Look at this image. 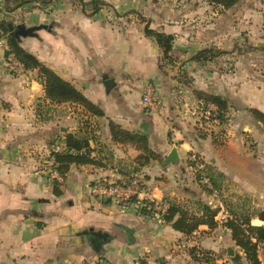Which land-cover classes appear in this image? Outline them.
Masks as SVG:
<instances>
[{"label": "crops", "instance_id": "0c3cea01", "mask_svg": "<svg viewBox=\"0 0 264 264\" xmlns=\"http://www.w3.org/2000/svg\"><path fill=\"white\" fill-rule=\"evenodd\" d=\"M8 5L6 0H0V20H6L11 26L15 22L14 16L21 11L17 8L9 12ZM57 21L63 23L60 19ZM33 35L23 36L32 39ZM71 38L72 33L69 39L57 29L52 31L50 26H42L38 39L39 59L65 79L78 87L81 85L87 96L103 105L112 119L147 134L152 148L163 161H153L135 171L134 159L139 151L133 146L114 143L109 133L108 142L112 147L106 143L108 148L103 152L92 153L96 159L101 158L102 165L74 164L61 180L51 179L40 166L41 157L28 146L44 143L57 127L62 133L73 130L66 128L64 131V126L58 125V119L33 124L37 120L36 101L45 94L36 70H26L22 75L0 70V264H101L103 261L134 264L138 259L146 264H195L187 253L176 248L180 241L191 236L198 240L200 247L213 252L221 263L232 264L228 255L232 248L241 256L239 264H251L244 250L236 244L232 230L220 222L214 228L201 224L186 236L164 217L143 213L133 201L92 195L91 186L97 179L121 182L139 175L158 199L180 203L191 212L198 210V200L211 203L214 198L206 191L207 184L196 177L198 173L192 172V169L203 168L204 164L198 163L200 161L195 157L198 155L192 153L194 143L191 138L183 135L182 128H175L174 142L167 146L169 143L164 134L157 131L159 125H167L163 116L142 114L136 97L120 96L117 102H109L115 91L103 94L107 96L103 100L97 86L101 66L97 71L93 58L83 55L78 43ZM5 52V47H0V55ZM252 96L257 102L248 101L247 107L264 112V90L256 91ZM73 105L63 103L59 106L71 110ZM238 107L239 110H235L240 114L243 104ZM243 113L264 134L263 124L248 110ZM238 114L233 118L236 119ZM68 115L70 119L73 117L72 113ZM29 122L31 125H26ZM179 140L180 144H177ZM201 144L198 150L202 157L214 156L204 163L225 174L220 202L227 210L250 214L252 225L264 226V218L260 216L264 212V147L255 151L246 146L212 148ZM174 146L179 160L167 164L165 160ZM127 149L134 153L132 160L126 159L129 158L125 153ZM54 181L59 183V194L55 192ZM228 186L231 189L226 199L222 193ZM91 228L104 236L97 238V246L85 233ZM257 252L260 264H264V240L258 244ZM170 253L173 257L167 258Z\"/></svg>", "mask_w": 264, "mask_h": 264}, {"label": "rangeland", "instance_id": "374dc122", "mask_svg": "<svg viewBox=\"0 0 264 264\" xmlns=\"http://www.w3.org/2000/svg\"><path fill=\"white\" fill-rule=\"evenodd\" d=\"M6 1L9 12L17 8L21 11L14 16L12 31L16 29L15 23L33 28L32 39L18 36L20 45L26 51L38 57L42 26H50L52 31L57 29L69 39L72 33L71 40L78 43L80 52L93 58L97 71L101 66L97 76L101 98L106 100L107 96L103 94L109 95L114 91L115 96H109V102H117L120 96L136 97L142 114L163 116L167 125H159L157 131L164 134L169 143L167 146L174 142L175 128H182L183 135L194 143L192 153L198 155H195L197 161L207 162L214 157H202L198 150L201 143L212 148L246 146L255 151L264 147L262 130L248 121L243 113H247V110L251 112L252 108L247 107L248 101L257 102L252 99V94L264 90V0H239L229 7L218 0H97L99 8L96 11L92 4L94 0ZM146 26L174 35L169 57L164 55L156 39L146 34ZM0 41H3L0 47H5L7 51L5 34L0 33ZM212 48L223 52L203 61L190 60L199 50ZM34 70L39 80L38 69ZM103 73H108L109 78L115 81V86L110 90L104 83ZM73 84L87 96L81 85ZM149 84L157 88L160 96L157 111H151L142 102L143 92ZM200 95H215L224 99L227 104L223 110L224 116L208 119L183 114L182 104L186 108L187 104L188 107H196L199 101L205 102ZM97 104L105 111L104 116L92 117L80 105L71 104L70 110L69 107L59 106L61 104H52L44 94L36 101L34 110L38 121L33 124L58 119V125H63L64 131L72 128L74 132V129H79L83 119L90 117L100 139L112 147L108 142L109 122L113 120L124 126L112 119L103 105ZM241 104L243 112L238 114L240 111L237 113L236 110ZM70 113L73 116L71 119ZM237 114L234 119L233 115ZM26 125L30 126L31 122ZM65 135L57 127L44 143H30L28 146L34 154L37 153L36 156L41 157L40 166L49 176L53 168L45 160L52 145L58 140H66ZM231 139L233 143H230ZM125 153L126 157L129 156L125 158L132 160L134 153L129 149ZM164 163L161 164L164 166ZM204 167L198 168L201 175L206 174ZM198 170L192 169V172L197 174ZM131 177L143 182L139 175ZM230 189L229 186L223 189L222 194L226 195V199L229 198Z\"/></svg>", "mask_w": 264, "mask_h": 264}, {"label": "trees", "instance_id": "16d2710c", "mask_svg": "<svg viewBox=\"0 0 264 264\" xmlns=\"http://www.w3.org/2000/svg\"><path fill=\"white\" fill-rule=\"evenodd\" d=\"M220 3L229 7L239 0H218ZM99 1L94 0L92 4L95 5L94 10H98ZM20 5V4H19ZM145 32L148 36H153L158 45L162 48L164 55L169 57L173 49L174 35L156 31L149 26H146ZM0 33L6 35L8 50L6 54L13 53L25 66L26 70L38 69L39 81L44 86L46 98L52 104L71 103L80 105L88 115L92 117H100L105 115L103 108L97 103L93 102L80 89H78L72 82L62 77L51 67L40 61L38 57L26 51L19 42L18 35H16L11 26L6 20H0ZM223 51L217 49H202L193 55L190 60L203 61L218 56ZM205 102L212 101L218 106V117H223V110L226 108V102L220 96H202ZM256 120L260 121L264 126V112L257 109H250ZM93 120L88 117L81 121V125L76 132H66L65 141L67 143V151L63 153H56V164L52 167L62 176L65 175L72 165L83 164H97L102 165L101 158L96 159L92 155L93 152L101 153L104 148H108L106 143L100 140L98 129L95 127ZM109 132L111 140L116 144L125 146H133L139 151L138 156L134 159L135 171L149 165L153 161H163L162 156L156 152L150 143L147 134L136 130H129L122 127L120 124L111 120L109 122ZM94 144V145H93ZM195 164V163H193ZM204 164V171L209 178L213 189L219 193L222 190L225 174L214 169L211 164L200 161ZM203 170V169H202ZM198 179L202 180L201 171L198 170ZM55 192L59 194V183L54 181ZM207 192L212 189L205 186ZM131 201H135L132 199ZM197 211H190V208L176 202H169V207L164 214V218L168 222H172L174 229L183 232L186 236H190L201 224H207L210 228H214L218 224L216 216L219 212V207H214L210 203L198 200ZM227 209V208H226ZM231 218L228 219L224 225L232 230V235L236 244L240 246L246 253L247 259L251 264H260L258 258V244L264 240V226H256L251 224V215L247 213H237L233 209H228ZM145 214H153V211L142 209ZM264 218V212L260 213ZM194 252V248L191 249ZM144 264H146L143 261Z\"/></svg>", "mask_w": 264, "mask_h": 264}, {"label": "built area", "instance_id": "2783aa9c", "mask_svg": "<svg viewBox=\"0 0 264 264\" xmlns=\"http://www.w3.org/2000/svg\"><path fill=\"white\" fill-rule=\"evenodd\" d=\"M0 45H3V41H0ZM3 47V46H1ZM7 70L13 75H22L25 73L26 68L24 64L13 54L0 55V70ZM158 90L155 86L149 84L145 87L142 95V102L151 111H157L160 107V98ZM186 105V104H185ZM183 107L181 112L187 116L196 118H217L218 116V106L213 102H203L196 105V107ZM67 143L65 140L56 141L51 149L48 158L45 162L49 167H53L56 164L55 154L63 153L67 151ZM203 181L207 186L212 189L211 193L213 195V200L211 205L219 207L218 215L216 219L221 224L230 219L232 216L226 207L220 202L219 192L213 189L209 178L204 173ZM50 177L52 179H62V175L56 170L52 169L50 171ZM91 193L93 196L102 199H111L116 201H131L134 199L138 208L142 211L145 207L146 209L153 211L160 217H163L166 213L169 203L162 199H158L155 194L147 187V185L142 182L137 177L125 178L121 182H108L103 179H97L91 186ZM177 250L187 253L191 259H193L195 264H228V262L221 263L218 261V257L211 251H208L199 246L198 240L195 237H187L180 241L177 246ZM194 248V252L191 249ZM173 254L170 253L167 258H172ZM101 264H111L110 262L103 261ZM134 264H144L141 259L135 261Z\"/></svg>", "mask_w": 264, "mask_h": 264}, {"label": "water", "instance_id": "95a60500", "mask_svg": "<svg viewBox=\"0 0 264 264\" xmlns=\"http://www.w3.org/2000/svg\"><path fill=\"white\" fill-rule=\"evenodd\" d=\"M14 33L18 36L34 34L33 28H25L22 25H20V27L17 26L16 29L14 30ZM103 78H104V83L107 87V90H110L112 86L115 84V81L112 78H109V75L107 73L103 75ZM178 160H179V156H178L176 147H174L169 153V155L167 156L165 162L168 164V163L176 162ZM85 233L90 235L91 240L95 246H97V238H104L101 232H96L92 228L89 230H86ZM228 255L230 256V261L232 264H239L241 256L238 253L235 254L232 248L228 250Z\"/></svg>", "mask_w": 264, "mask_h": 264}]
</instances>
